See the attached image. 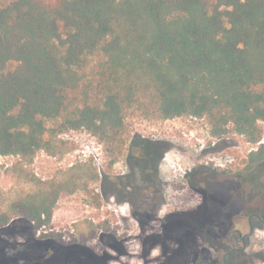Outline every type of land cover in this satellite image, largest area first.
Returning a JSON list of instances; mask_svg holds the SVG:
<instances>
[{"label":"trees","instance_id":"16d2710c","mask_svg":"<svg viewBox=\"0 0 264 264\" xmlns=\"http://www.w3.org/2000/svg\"><path fill=\"white\" fill-rule=\"evenodd\" d=\"M132 115L206 119L213 138L259 143L264 0H0V156L86 130L113 164ZM248 159L263 162L264 144ZM25 179L27 191H0V231L49 227L77 187Z\"/></svg>","mask_w":264,"mask_h":264},{"label":"rangeland","instance_id":"374dc122","mask_svg":"<svg viewBox=\"0 0 264 264\" xmlns=\"http://www.w3.org/2000/svg\"><path fill=\"white\" fill-rule=\"evenodd\" d=\"M126 126L123 153L113 164L103 145L86 130L56 132L53 152L40 150L30 158L0 156V191L10 196L28 190L26 176L77 183L72 193L60 196L49 227L36 230L16 220L0 231V264H163L166 240L151 234L159 221L148 215L132 218L128 202L119 204L115 191L106 201L101 198L103 177L130 172L126 158L132 139L145 138L165 149L161 178L177 177L182 173L179 167L191 162L224 169L226 162L248 157L260 145L232 133L213 138L206 119L189 116L163 120L132 115L126 118ZM259 126L264 144V122ZM261 169L264 172V165ZM216 194H207L202 205H219Z\"/></svg>","mask_w":264,"mask_h":264},{"label":"flooded vegetation","instance_id":"af4514ba","mask_svg":"<svg viewBox=\"0 0 264 264\" xmlns=\"http://www.w3.org/2000/svg\"><path fill=\"white\" fill-rule=\"evenodd\" d=\"M164 150L134 137L126 158L130 172L103 177L102 200L115 191L132 218L159 221L151 234L166 240L163 264H264V161L250 166L248 157L233 159L224 169L191 162L177 177L161 178ZM214 192L220 204L203 206Z\"/></svg>","mask_w":264,"mask_h":264},{"label":"built area","instance_id":"2783aa9c","mask_svg":"<svg viewBox=\"0 0 264 264\" xmlns=\"http://www.w3.org/2000/svg\"><path fill=\"white\" fill-rule=\"evenodd\" d=\"M262 138H263V136H262ZM259 143H260V144H261V143L263 144V141L261 140Z\"/></svg>","mask_w":264,"mask_h":264}]
</instances>
